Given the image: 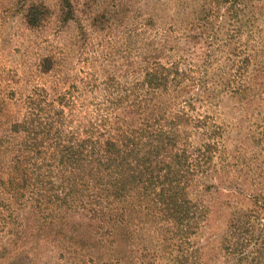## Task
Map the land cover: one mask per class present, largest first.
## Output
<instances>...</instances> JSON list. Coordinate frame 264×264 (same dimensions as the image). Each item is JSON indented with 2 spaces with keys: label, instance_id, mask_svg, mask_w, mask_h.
<instances>
[{
  "label": "trees",
  "instance_id": "1",
  "mask_svg": "<svg viewBox=\"0 0 264 264\" xmlns=\"http://www.w3.org/2000/svg\"><path fill=\"white\" fill-rule=\"evenodd\" d=\"M94 1L82 0L90 27L121 22L122 5ZM186 2L174 45L135 46L128 29V52L105 48L68 87L36 86L22 111L0 95V264L38 245L76 264H264V127L252 163L207 112L224 96L264 108V0ZM20 14L40 29L53 12L23 0ZM79 14L57 0V28L74 22L82 39ZM194 45L196 59L183 54ZM59 63L46 55L39 72Z\"/></svg>",
  "mask_w": 264,
  "mask_h": 264
},
{
  "label": "rangeland",
  "instance_id": "2",
  "mask_svg": "<svg viewBox=\"0 0 264 264\" xmlns=\"http://www.w3.org/2000/svg\"><path fill=\"white\" fill-rule=\"evenodd\" d=\"M22 1L0 0V95L14 109L18 107L21 111L26 96L36 86L50 88L52 83L58 82L68 87L74 83V77H81L83 71L91 67L92 61H98L106 55L105 48L114 47L115 52L111 56L114 59L124 53L122 49L128 52L126 49L132 43L126 40L128 29L138 30L135 46L151 41L154 47H162L166 34L171 41L170 45H174L179 35L186 31L185 15L192 9L186 0H113L115 5L124 7L123 19L119 18L121 22L112 24L110 28L97 31L90 27V19L83 11L82 0H77L81 23L86 32V37L81 39L82 35H79L74 22L63 29L57 28L54 16L57 0H42L53 14L40 29L29 28L23 22L20 14ZM106 2L95 0L93 4L104 6ZM242 40L245 44V35ZM178 45H183V42ZM135 46H132V51ZM194 48L183 54L196 59L202 49L198 45H194ZM46 55H55L60 63L56 71L41 74L39 62ZM94 69L97 70L96 67ZM207 112L225 127V145L230 153L234 156L245 154L244 157L252 163L255 158L261 159L254 152L260 149L261 144L251 134L264 127V108L259 107L258 102L247 106L224 96L216 105L209 107ZM30 252V260H24V264H76L68 256L59 258L51 245H38Z\"/></svg>",
  "mask_w": 264,
  "mask_h": 264
}]
</instances>
